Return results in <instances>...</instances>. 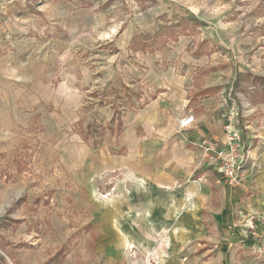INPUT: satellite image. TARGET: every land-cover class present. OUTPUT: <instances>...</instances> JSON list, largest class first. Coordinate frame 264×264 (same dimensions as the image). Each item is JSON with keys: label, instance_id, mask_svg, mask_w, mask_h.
I'll use <instances>...</instances> for the list:
<instances>
[{"label": "rangeland", "instance_id": "rangeland-1", "mask_svg": "<svg viewBox=\"0 0 264 264\" xmlns=\"http://www.w3.org/2000/svg\"><path fill=\"white\" fill-rule=\"evenodd\" d=\"M210 97L255 185L264 0H0V264H264V207L163 181Z\"/></svg>", "mask_w": 264, "mask_h": 264}, {"label": "crops", "instance_id": "crops-1", "mask_svg": "<svg viewBox=\"0 0 264 264\" xmlns=\"http://www.w3.org/2000/svg\"><path fill=\"white\" fill-rule=\"evenodd\" d=\"M216 101L217 99L214 97L203 98L199 101H191L187 99V105H182V108L184 107V113H181V118L185 117L187 114H193L195 117V123L190 128L183 130L182 133L184 138L182 140H173L174 150L172 152V157L169 158L172 161L173 173L170 175L169 179L166 177L164 178V176H160L164 178V182L168 181L170 185L174 186L180 185L182 181H185L189 175L191 176L198 168L201 167L204 169V171L201 172V177H203V179H208V177H213V173H218V178L213 179H217L216 181H219L218 183L222 181L219 180L220 172L218 169V161L215 159H205L201 148V145L204 142H217L222 145L226 140L223 125L224 118H222V116L220 117L219 113H217L221 112V110L219 111L217 109L218 104H216ZM168 104L169 102L164 97H158L152 100L149 103V106L151 107L150 110H154L156 108L159 110L162 109V111L166 114ZM157 122L159 126L163 125V121L162 123H159V121ZM168 122L172 124V120H168ZM154 123V120H148L147 124L148 126L154 128ZM162 129H165L164 125ZM254 139L255 148L253 150V155L259 170L257 183L255 185L247 183L245 185L229 187L232 188L237 198H240L245 202L249 201L250 203L256 204L255 207L260 209V206L264 207V136ZM166 143L167 141L164 145H166ZM187 161H189V167L186 164ZM190 162L192 163V166ZM198 179H200V177ZM198 179H196V181H198ZM197 183L198 182H193L186 185L185 190L189 194L197 193V198H201V194L206 190L207 184L201 183L199 186ZM202 202L207 204L203 200ZM246 240H248V238Z\"/></svg>", "mask_w": 264, "mask_h": 264}, {"label": "built area", "instance_id": "built-area-1", "mask_svg": "<svg viewBox=\"0 0 264 264\" xmlns=\"http://www.w3.org/2000/svg\"><path fill=\"white\" fill-rule=\"evenodd\" d=\"M234 115H229L224 124L225 142L220 145L217 142L202 144L206 157L218 161V169L224 180L231 186L247 184L249 173L246 169L251 166V155L245 148L242 132L235 129L232 123ZM181 130L190 128L195 123L194 115H188L180 119Z\"/></svg>", "mask_w": 264, "mask_h": 264}]
</instances>
